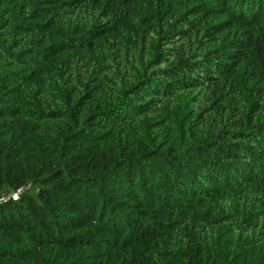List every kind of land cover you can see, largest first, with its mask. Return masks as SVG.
Wrapping results in <instances>:
<instances>
[{
	"label": "trees",
	"instance_id": "obj_1",
	"mask_svg": "<svg viewBox=\"0 0 264 264\" xmlns=\"http://www.w3.org/2000/svg\"><path fill=\"white\" fill-rule=\"evenodd\" d=\"M0 264H264V0H0Z\"/></svg>",
	"mask_w": 264,
	"mask_h": 264
},
{
	"label": "built area",
	"instance_id": "obj_2",
	"mask_svg": "<svg viewBox=\"0 0 264 264\" xmlns=\"http://www.w3.org/2000/svg\"><path fill=\"white\" fill-rule=\"evenodd\" d=\"M7 196H8L7 194H3V195H2L3 198H6Z\"/></svg>",
	"mask_w": 264,
	"mask_h": 264
}]
</instances>
